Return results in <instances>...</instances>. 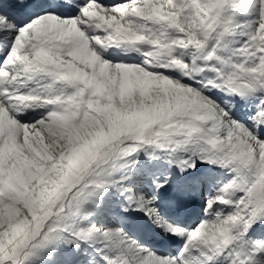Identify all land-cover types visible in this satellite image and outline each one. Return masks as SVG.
I'll return each instance as SVG.
<instances>
[{"label": "snow or ice", "instance_id": "obj_1", "mask_svg": "<svg viewBox=\"0 0 264 264\" xmlns=\"http://www.w3.org/2000/svg\"><path fill=\"white\" fill-rule=\"evenodd\" d=\"M0 264H264V0H0Z\"/></svg>", "mask_w": 264, "mask_h": 264}]
</instances>
